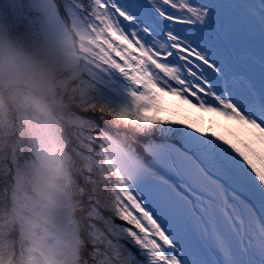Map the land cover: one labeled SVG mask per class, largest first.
Returning <instances> with one entry per match:
<instances>
[{
    "label": "snow or ice",
    "instance_id": "6c2138e0",
    "mask_svg": "<svg viewBox=\"0 0 264 264\" xmlns=\"http://www.w3.org/2000/svg\"><path fill=\"white\" fill-rule=\"evenodd\" d=\"M6 24L53 43L70 30L85 38L71 152L85 164L86 210L77 217L66 173L54 254L264 264V0H25L0 15Z\"/></svg>",
    "mask_w": 264,
    "mask_h": 264
},
{
    "label": "clouds",
    "instance_id": "9594fccd",
    "mask_svg": "<svg viewBox=\"0 0 264 264\" xmlns=\"http://www.w3.org/2000/svg\"><path fill=\"white\" fill-rule=\"evenodd\" d=\"M25 0H0V15ZM84 39L74 31L55 43L38 26L6 24L0 30V168L22 153L15 170L0 173V264H73L71 250L50 246L57 186L67 173L77 217L87 194L77 183L85 164L71 152L73 111L83 104L77 73L84 65ZM71 156V159L68 157ZM99 183L103 175L98 173ZM79 231V223L73 225Z\"/></svg>",
    "mask_w": 264,
    "mask_h": 264
},
{
    "label": "rangeland",
    "instance_id": "374dc122",
    "mask_svg": "<svg viewBox=\"0 0 264 264\" xmlns=\"http://www.w3.org/2000/svg\"><path fill=\"white\" fill-rule=\"evenodd\" d=\"M197 2H199V0H197ZM213 2H227V0H213ZM118 59V58H117ZM89 115H92V114H86V116H89ZM97 115H99V114H97ZM199 114L198 113H195V112H193V116L195 117V116H198ZM205 115V119L207 120L208 119V116H207V114H204ZM102 127V126H101ZM175 127H184V126H182V125H176ZM188 131H193L192 129H187ZM194 134H196V135H201L200 133H194ZM218 143H219V141H217ZM225 147H227V146H225ZM118 223V222H117Z\"/></svg>",
    "mask_w": 264,
    "mask_h": 264
},
{
    "label": "trees",
    "instance_id": "16d2710c",
    "mask_svg": "<svg viewBox=\"0 0 264 264\" xmlns=\"http://www.w3.org/2000/svg\"><path fill=\"white\" fill-rule=\"evenodd\" d=\"M98 116H99V115H97V114H92V115H89V116H86V117H91V118H93L94 120H96L98 123H100V126H102V127H106V125L103 124V122H100V121L98 120ZM116 222H118V223H120V224H123V223H124V222L119 221V220H117Z\"/></svg>",
    "mask_w": 264,
    "mask_h": 264
}]
</instances>
